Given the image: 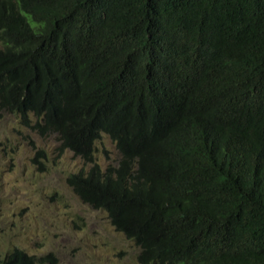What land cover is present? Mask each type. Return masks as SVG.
Masks as SVG:
<instances>
[{
    "label": "trees",
    "instance_id": "trees-1",
    "mask_svg": "<svg viewBox=\"0 0 264 264\" xmlns=\"http://www.w3.org/2000/svg\"><path fill=\"white\" fill-rule=\"evenodd\" d=\"M9 111L91 162L66 182L139 264H264V0H0Z\"/></svg>",
    "mask_w": 264,
    "mask_h": 264
},
{
    "label": "rangeland",
    "instance_id": "rangeland-1",
    "mask_svg": "<svg viewBox=\"0 0 264 264\" xmlns=\"http://www.w3.org/2000/svg\"><path fill=\"white\" fill-rule=\"evenodd\" d=\"M20 120L13 111L0 112V254L17 247L37 258L52 254L54 261L43 264H139L134 241L66 182L91 162L61 149L56 133L42 134ZM118 157L102 133L92 158L105 168Z\"/></svg>",
    "mask_w": 264,
    "mask_h": 264
},
{
    "label": "clouds",
    "instance_id": "clouds-1",
    "mask_svg": "<svg viewBox=\"0 0 264 264\" xmlns=\"http://www.w3.org/2000/svg\"><path fill=\"white\" fill-rule=\"evenodd\" d=\"M30 118H31V120H32V119H33V116L30 115ZM102 133H103V134H106V135L109 137V135H108L107 133H104V132H102ZM102 133H101V134H102ZM101 134H100V136H101ZM110 139H111V138H110ZM111 140H112V139H111ZM95 141H96V139L94 140L93 144H95ZM112 141H113V140H112ZM114 145H115V147H116V144H115V143H114ZM116 149H117V147H116ZM117 151H118V150H117ZM118 158H119V157H118ZM105 168H106V167H105ZM81 169H82V168H81ZM81 169H79V170H81ZM79 170H78V171H79ZM85 170H86V169H85ZM78 171H77V172H78ZM73 172H75V171H73ZM73 172H70V173H73ZM89 206H90V205H89Z\"/></svg>",
    "mask_w": 264,
    "mask_h": 264
}]
</instances>
